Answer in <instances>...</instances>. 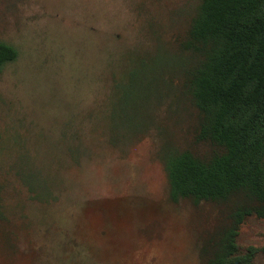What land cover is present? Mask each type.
Masks as SVG:
<instances>
[{
  "label": "rangeland",
  "instance_id": "374dc122",
  "mask_svg": "<svg viewBox=\"0 0 264 264\" xmlns=\"http://www.w3.org/2000/svg\"><path fill=\"white\" fill-rule=\"evenodd\" d=\"M198 1L0 0L18 51L0 75V264H196L215 209L171 204L162 156L183 124L169 42ZM238 243L264 246V220Z\"/></svg>",
  "mask_w": 264,
  "mask_h": 264
},
{
  "label": "trees",
  "instance_id": "16d2710c",
  "mask_svg": "<svg viewBox=\"0 0 264 264\" xmlns=\"http://www.w3.org/2000/svg\"><path fill=\"white\" fill-rule=\"evenodd\" d=\"M169 45L184 66L168 78L183 100L163 148L168 200L215 209L196 264H256L264 246L243 250L238 237L264 220V0H199ZM17 58L0 41V75Z\"/></svg>",
  "mask_w": 264,
  "mask_h": 264
}]
</instances>
